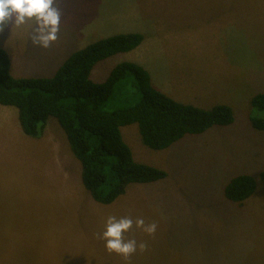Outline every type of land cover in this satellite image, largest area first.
I'll return each mask as SVG.
<instances>
[{
    "label": "rangeland",
    "instance_id": "obj_1",
    "mask_svg": "<svg viewBox=\"0 0 264 264\" xmlns=\"http://www.w3.org/2000/svg\"><path fill=\"white\" fill-rule=\"evenodd\" d=\"M59 6V39L47 49L32 43L29 24L0 33L14 76H51L70 53L132 30L144 34L143 42L99 61L94 81L132 61L156 88L169 77L178 100L189 103L181 94L186 83L177 78L217 72L205 107L227 103L235 119L164 149L145 145L137 123L123 126L135 159L168 176L132 183L105 205L83 185L81 163L55 116L42 136L32 137L18 108L0 104V264H264V131L250 120L264 117L251 104L264 91V0H60ZM240 174L256 179L242 205L224 191ZM109 215L155 222L152 236L135 225L124 234L147 249L127 262L109 253L97 236Z\"/></svg>",
    "mask_w": 264,
    "mask_h": 264
},
{
    "label": "trees",
    "instance_id": "obj_2",
    "mask_svg": "<svg viewBox=\"0 0 264 264\" xmlns=\"http://www.w3.org/2000/svg\"><path fill=\"white\" fill-rule=\"evenodd\" d=\"M144 38L141 32H121L98 39L72 52L52 76H14L10 56L0 47V104L18 108L21 127L32 137L42 136L49 117L55 116L81 163L83 185L105 205L132 183L168 176L166 170L135 159L123 126L137 123L145 145L164 149L235 119L227 104L204 108L178 101L153 86L147 70L132 61L115 65L103 81L92 79L99 61L135 49ZM251 104L264 111V91L256 93ZM250 120L264 131V117L250 115ZM260 175L264 178V172ZM255 190L256 179L250 174L233 177L224 189L228 199L241 205Z\"/></svg>",
    "mask_w": 264,
    "mask_h": 264
},
{
    "label": "clouds",
    "instance_id": "obj_3",
    "mask_svg": "<svg viewBox=\"0 0 264 264\" xmlns=\"http://www.w3.org/2000/svg\"><path fill=\"white\" fill-rule=\"evenodd\" d=\"M59 5L60 0H0V33L7 26L19 27L29 24L32 43L47 49L59 39L62 15ZM133 225L149 236L154 235L157 230L155 222L146 224L143 217L133 220L130 216L117 218L109 215L104 230L97 234L99 239L105 241V248L109 253L114 252L122 256L126 262L130 261L138 249L141 252L147 249L146 242L138 243L134 238H125L124 234L129 232Z\"/></svg>",
    "mask_w": 264,
    "mask_h": 264
},
{
    "label": "crops",
    "instance_id": "obj_4",
    "mask_svg": "<svg viewBox=\"0 0 264 264\" xmlns=\"http://www.w3.org/2000/svg\"><path fill=\"white\" fill-rule=\"evenodd\" d=\"M123 32H137V31H132V30H129V31H123ZM121 33V32H119ZM71 54V53H70ZM69 54V55H70ZM68 55V56H69ZM67 56V57H68ZM65 57V59L67 58ZM64 59V60H65ZM63 60V61H64ZM62 61V62H63ZM12 62V61H11ZM62 64V63H61ZM60 64V65H61ZM59 65V66H60ZM57 66L55 71L57 70V68L59 67ZM11 70H12V63H11ZM55 73V72H54ZM53 73V74H54ZM188 74V73H187ZM187 74H178V75H187ZM228 73H222V75H226ZM193 75H198L196 76V78H194L193 76L188 78V79H185V78H182L179 76V78H177V80L181 83H186L185 86H183V89H182V93L181 94H186V97L187 98H191L190 100L192 101H189V104H193V105H196V106H200V107H205V100L208 98V97H211V93L209 94L208 92V89L210 88V86L215 83L217 81V72L213 73V72H206V73H202V72H195L193 73ZM52 76V75H51ZM173 77V76H172ZM221 79V78H220ZM171 79L169 77H167L166 79L164 80H160V81H157L158 83L162 84L163 85V88H160V87H157L159 90L167 93L168 95H170L171 97L175 98L178 100V96L174 93V89L171 87L170 85V81ZM196 82V84H195ZM157 86V85H156ZM200 86V87H199ZM193 87H196V89H193ZM195 97V98H194ZM180 98V97H179ZM194 98V99H193ZM180 101V100H178ZM194 101H196V103H194ZM181 102H184V101H181ZM184 103H188V102H184ZM220 103H223V102H220ZM220 103H216V104H213L212 106L214 105H217V104H220ZM223 104H227V103H223ZM229 105V104H227ZM211 106V107H212ZM210 108V107H209ZM5 111H10V110H5ZM8 114H14L16 116V114L14 112H9Z\"/></svg>",
    "mask_w": 264,
    "mask_h": 264
}]
</instances>
